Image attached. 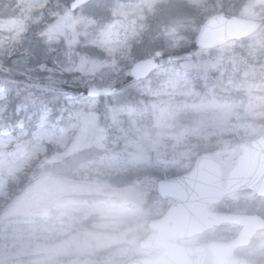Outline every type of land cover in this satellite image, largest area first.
Wrapping results in <instances>:
<instances>
[{
	"label": "rangeland",
	"instance_id": "rangeland-1",
	"mask_svg": "<svg viewBox=\"0 0 264 264\" xmlns=\"http://www.w3.org/2000/svg\"><path fill=\"white\" fill-rule=\"evenodd\" d=\"M184 1L119 0L129 12L122 23L137 39L165 9L141 52L186 45V33L224 7V0ZM12 5L5 13L0 4V17L15 15ZM236 14L261 21L259 29L246 40L168 58L134 92L120 89L23 125L0 119V264H124L144 252L138 242L147 221L167 205L153 194L160 175L186 168L188 152L264 131V0H245ZM9 84L19 103L25 84L0 79V94ZM20 176L12 194L8 185ZM245 255L264 264V231Z\"/></svg>",
	"mask_w": 264,
	"mask_h": 264
},
{
	"label": "snow or ice",
	"instance_id": "snow-or-ice-1",
	"mask_svg": "<svg viewBox=\"0 0 264 264\" xmlns=\"http://www.w3.org/2000/svg\"><path fill=\"white\" fill-rule=\"evenodd\" d=\"M12 8L15 15L0 17V79L22 77L25 95L17 103L0 94V119L23 125L34 116H62L113 94L117 80L139 79L164 57L137 55V34L122 23L129 12L119 0H15ZM214 39L211 32L203 38Z\"/></svg>",
	"mask_w": 264,
	"mask_h": 264
},
{
	"label": "water",
	"instance_id": "water-1",
	"mask_svg": "<svg viewBox=\"0 0 264 264\" xmlns=\"http://www.w3.org/2000/svg\"><path fill=\"white\" fill-rule=\"evenodd\" d=\"M239 2L242 0L237 1ZM259 25L256 20L234 15L233 9L215 13L205 19L194 40L184 48L173 51L155 50L154 52H164L163 59L154 60L139 79L145 78L151 71L161 66L168 56L190 53L222 44L228 39L240 38L255 31ZM208 32L215 38L211 43H205L203 40ZM139 79H123L120 84L115 85L114 92L119 85ZM263 150L264 136H261L235 144L229 149L205 152L197 157L189 172L167 181H159L157 184L159 194L163 197H173L176 202L164 216L150 220L149 227L156 229L157 232L145 236L139 245L142 248L161 251L153 256L134 258L125 264H178L180 261L189 264H220L221 261L222 264H251L244 259L234 258L232 252L235 247L247 244L254 232L264 227V220L260 217L222 214V221L243 226L234 239L222 242V246L219 242H212L199 247H187L178 244L176 239L186 232L211 226L221 220V214L210 212L209 204L240 186H254L258 181L254 169L264 159L261 157L264 155L261 154Z\"/></svg>",
	"mask_w": 264,
	"mask_h": 264
},
{
	"label": "flooded vegetation",
	"instance_id": "flooded-vegetation-1",
	"mask_svg": "<svg viewBox=\"0 0 264 264\" xmlns=\"http://www.w3.org/2000/svg\"><path fill=\"white\" fill-rule=\"evenodd\" d=\"M260 135H264V131L259 133L256 136H253L247 139H240V137L232 136L230 137L231 142L224 144L222 146L204 148L196 153L188 152V155L185 159L186 161H189V165L186 168L174 169L171 174L160 175L159 179H168L171 176L173 177L181 173L187 172L188 170H190V168L194 164L196 156L204 151H209V150H213L216 148H228L238 142L251 140ZM261 172L264 173V167L261 168ZM258 188L259 190L248 186V187L239 188L235 191L224 194L218 201L212 203L209 208L213 212H218L221 214L227 213V214H238V215H247V216L255 215V216H259L264 219V184H262ZM240 193H244L246 195V198L242 199L240 198V196H237ZM153 194L157 196L158 198H160L161 201L167 202V205L163 207L161 214L156 216V217H160L166 212V210L174 202V200L171 198H164L158 195L157 193H155V191L153 192ZM241 228L242 226L240 224L222 222V219H221V222H219L218 224H214L210 227L202 228L200 230L188 232L184 234L183 236H180L177 239V241L186 246H199V245H203L208 242H211V241L222 242V240H229L233 238L239 232ZM263 231L264 229H260L256 233H254V235L251 238L250 244L235 248L234 255L238 257H245L246 259L250 260L248 257H246L245 250H247L250 247V245L255 240V238L259 235V233ZM149 232L150 230L148 229L144 235L148 234ZM143 251L144 252L142 254L137 255L135 257H140V256H145V255L150 254V252L147 250H143Z\"/></svg>",
	"mask_w": 264,
	"mask_h": 264
},
{
	"label": "trees",
	"instance_id": "trees-1",
	"mask_svg": "<svg viewBox=\"0 0 264 264\" xmlns=\"http://www.w3.org/2000/svg\"><path fill=\"white\" fill-rule=\"evenodd\" d=\"M13 2L14 1L11 0V2L8 4V3H5L4 1L0 0V4H5L7 6V8L5 9V13L11 12L9 7H10V5L13 4ZM225 4H226V2H223L222 5L224 6ZM159 19H160V15L158 14L157 16L153 17L151 20H148L147 24H148L149 28L146 29V31H147L146 34L147 35L145 37H142L141 36V38H138L139 44L138 45H135V51H136L137 55L142 56L144 54L143 52L140 51V50H142L141 49L142 46L146 43V41L148 39H150V38L153 37V34L157 33V31L159 30V28H160V26H159L160 20ZM186 34L189 35L190 37H192L193 34H194V31H188ZM6 88H7V92L11 93V94H9L10 95V99L11 100L15 99L16 96L14 95V93H15L16 90L14 89L13 85L12 84H9V85L6 86ZM129 88L130 87H128L126 89H129ZM0 91H3V90L1 89ZM31 167L32 166H30V168L27 169L29 172L31 171ZM20 177L21 178H20L19 181H17V183L10 182V184L8 185V191H11L12 190L13 191L12 194L16 193L19 190L21 184L24 182L23 177L22 176H20Z\"/></svg>",
	"mask_w": 264,
	"mask_h": 264
}]
</instances>
